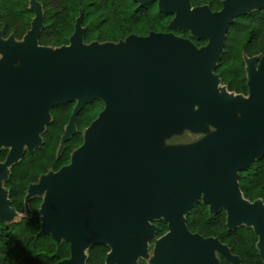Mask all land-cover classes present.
I'll use <instances>...</instances> for the list:
<instances>
[{
    "label": "water",
    "instance_id": "1",
    "mask_svg": "<svg viewBox=\"0 0 264 264\" xmlns=\"http://www.w3.org/2000/svg\"><path fill=\"white\" fill-rule=\"evenodd\" d=\"M156 2L159 10L173 13L170 26L184 27L206 42L197 45L171 30H150L85 43L79 14L69 42L52 48L38 43L43 12L35 3L21 40L13 33L4 38L0 30V147L8 149L0 178L25 150L41 143L52 105L75 100L62 148L76 130L77 112L98 97L103 108L84 127L69 162L41 173L24 196L26 207L30 196H42L39 233L69 242L70 255L54 264H84V250L96 243L109 246L105 264H134L138 254H146L156 218L164 219L168 229L155 241L154 264H219L215 251L229 264H240L217 236L188 228L185 214L199 200L212 213L223 208L229 228L252 226L264 262V201L249 200L238 184L239 171L264 154V51L244 58L247 97L233 95L226 85L219 91L215 72L229 22L264 0H222L215 10L191 0ZM152 67L151 81L133 88L129 76L139 72L137 82ZM236 110L247 120L244 129L236 127ZM168 121L173 128L206 130L210 123L217 129L195 141L190 156L178 162L134 166L123 161L122 154L128 156L133 147L147 144L156 151L157 131ZM7 195L0 183V221L15 211Z\"/></svg>",
    "mask_w": 264,
    "mask_h": 264
},
{
    "label": "trees",
    "instance_id": "2",
    "mask_svg": "<svg viewBox=\"0 0 264 264\" xmlns=\"http://www.w3.org/2000/svg\"><path fill=\"white\" fill-rule=\"evenodd\" d=\"M42 6V27L38 43L61 45L69 42L74 23L81 14L84 42L118 41L130 33L147 34L150 30L168 31L189 36L179 27H171V13L158 9L155 0L139 3L136 0H39ZM193 5L206 3L212 10L219 9L222 0H191ZM34 11L29 0H0V30L3 36L13 33L20 38L30 27ZM197 45L204 44L205 38H194ZM264 51V5L234 16L226 31L223 51L218 58L215 72L228 89L246 93L244 57ZM75 100H69L50 107V121L41 132V143L31 152L25 150L21 157L9 166L4 186L8 190L10 204L17 211L25 208L24 196L30 183L37 181L41 173L58 169L68 163L71 151L83 140L86 125L103 108L102 99L95 97L87 101L75 116L76 130L58 151L61 136ZM8 149L0 147V161ZM238 184L243 195L249 200L262 198L264 201V154L242 168ZM41 195H32L27 205L30 215H22L12 221H0V264H54L70 255L69 242H57L50 232L39 233ZM191 231L204 236H217L240 258V264H264L256 245L257 234L252 226L240 224L229 228L226 212L220 208L210 212L201 200L195 202L185 214ZM155 236L162 235L167 222L155 220ZM109 250L106 243H96L86 249L84 264H105ZM219 264H229L220 256Z\"/></svg>",
    "mask_w": 264,
    "mask_h": 264
},
{
    "label": "rangeland",
    "instance_id": "3",
    "mask_svg": "<svg viewBox=\"0 0 264 264\" xmlns=\"http://www.w3.org/2000/svg\"><path fill=\"white\" fill-rule=\"evenodd\" d=\"M33 3L35 4H39L41 5V3L39 2V0H29V5L32 6ZM42 8V6H41ZM22 37L20 38H16V41L21 40ZM191 38V37H189ZM192 39H194V37H192ZM194 41V40H193ZM87 43V42H85ZM98 43H102L101 41H98ZM52 48L56 47L51 45ZM260 53H257L255 55H258ZM1 53H0V58H1ZM247 56H245L244 58H246ZM20 65L19 59L17 58V60H15V62L13 63V68L14 70H16ZM244 66H245V73H246V61L244 59ZM154 68H149L148 70H146L145 74H141L139 77H141V80L139 81H135L139 75V72L132 74L129 76L128 79H130L133 82V88L135 86H140V85H144L145 83H147L151 78L148 77L149 73L152 72ZM151 81V80H150ZM132 83V82H131ZM225 86V83H223L221 80H219V82L217 83V87L219 89V91L221 90V88ZM228 89V88H227ZM229 92H231L233 95L240 93V92H235L233 90L228 89ZM242 95L244 97L248 96V92L246 93H242ZM236 114H237V125L236 127L239 129H244L246 126V121L242 120L241 118V114L238 110H236ZM242 120V122H240ZM217 129L214 125L207 123V129L206 130H198V131H194L189 129L186 126H178L176 128L172 127V121H168L163 123V125L158 129V138L156 137V140L159 143V148L154 151L151 152V148L150 145L147 144H143L141 147H133L132 149H128V156L126 155V152H124L122 154V159L123 161H131L132 165L134 166H140V165H144L153 161H157V160H169L170 162H178L182 159H185L186 157L190 156V154L192 153L193 149H194V143L195 141L199 140L200 138H203L204 136L208 135L210 132H212L213 130ZM41 135V133H40ZM4 145L2 144L1 147H3ZM180 147H182L181 152H178L177 154H173V152L177 151ZM26 148V145L24 144L23 149ZM135 148H139L138 151H134ZM61 149V143L58 146V151ZM9 166V164H8ZM160 173V171H154L152 174H150L148 176V178H152L156 175H158ZM5 175L4 177L0 178V183L2 188L5 190V192L8 194V190L7 188L4 186V180L6 178ZM7 198L9 200V197L7 195ZM31 213V209L27 206H25L23 211H17L15 209L14 213L7 218L5 221H12V220H16L19 219L22 215H30ZM156 219H152L151 222H155ZM155 224V223H154ZM158 237L153 235L151 236L148 240H147V248H146V254H138L136 259H135V263L134 264H154L153 261L154 259L158 256V252H156L155 250V241ZM84 254L86 255V249L84 250ZM215 255L220 258V254L215 251ZM220 260V259H219Z\"/></svg>",
    "mask_w": 264,
    "mask_h": 264
},
{
    "label": "flooded vegetation",
    "instance_id": "4",
    "mask_svg": "<svg viewBox=\"0 0 264 264\" xmlns=\"http://www.w3.org/2000/svg\"><path fill=\"white\" fill-rule=\"evenodd\" d=\"M155 2H156V0H155ZM156 4H157V2H156ZM173 16V13H171V17ZM172 27V26H171ZM173 27H179V26H173ZM179 28H183V29H185L186 31H187V33L189 34V36H191V39H192V37H194V38H197V37H195V36H193V35H191L190 34V31L188 30V29H186V28H184V27H179ZM172 31V30H171ZM176 34V33H175ZM178 35H180V34H178ZM3 36V35H2ZM8 36V35H7ZM7 36H3L4 38L5 37H7ZM15 36V35H14ZM193 40V39H192ZM205 42H206V39H205ZM201 45V44H200Z\"/></svg>",
    "mask_w": 264,
    "mask_h": 264
}]
</instances>
